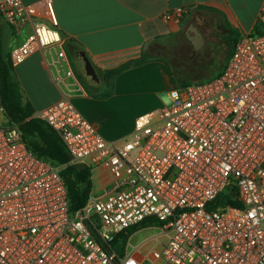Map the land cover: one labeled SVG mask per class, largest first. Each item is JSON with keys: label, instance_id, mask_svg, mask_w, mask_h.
<instances>
[{"label": "built area", "instance_id": "built-area-1", "mask_svg": "<svg viewBox=\"0 0 264 264\" xmlns=\"http://www.w3.org/2000/svg\"><path fill=\"white\" fill-rule=\"evenodd\" d=\"M178 7L165 21L189 14ZM0 18L17 35L14 66L59 48L61 98L34 116L64 143L72 164L108 171L113 188L73 213L63 167L38 158L0 103V264H264V0L257 26L238 37L223 72L169 92L158 111L138 116L121 140L106 139L75 106L86 93L58 30L54 0L42 11L0 0ZM237 191L240 206H217ZM144 223V225H143ZM137 228L124 252L116 235ZM156 228V245H133ZM161 236L166 240L161 241ZM138 255L141 257L138 258Z\"/></svg>", "mask_w": 264, "mask_h": 264}, {"label": "crops", "instance_id": "crops-1", "mask_svg": "<svg viewBox=\"0 0 264 264\" xmlns=\"http://www.w3.org/2000/svg\"><path fill=\"white\" fill-rule=\"evenodd\" d=\"M22 1L36 5L41 12L45 0ZM262 2L54 0L64 47L86 89L85 94L73 92L76 108L106 139L126 138L133 131L138 116L160 110L168 103L169 92L179 86L173 63L180 66V59L173 52L167 61L164 51L172 52L182 42L188 43L194 51L187 34L192 25L198 26L204 38L196 53L214 48L221 35L236 33L239 37L250 33L257 26ZM178 7L188 8L189 14L183 19H163L166 12ZM206 19V23L202 22ZM30 32L31 28H26L17 35L23 42ZM58 52V47L37 52L15 66L25 100L35 114L62 96L55 81L61 69L56 61ZM145 54L149 58L137 62ZM128 63L132 64L108 86L103 80L104 72ZM93 183V195L97 197H103L113 188L112 178L103 168L96 170Z\"/></svg>", "mask_w": 264, "mask_h": 264}, {"label": "trees", "instance_id": "trees-1", "mask_svg": "<svg viewBox=\"0 0 264 264\" xmlns=\"http://www.w3.org/2000/svg\"><path fill=\"white\" fill-rule=\"evenodd\" d=\"M13 35L12 30L0 18V103L10 119V123L20 125L25 141L32 152L38 158L46 160L54 166L63 167L61 176L67 186L70 209L75 213L86 205L91 196L94 187L92 173L86 166L70 163L71 157L58 134L46 122L35 118L34 110L25 100L15 66L11 62L10 52L7 49L9 38ZM237 39L238 37L234 39L230 56L234 51ZM148 58L149 55L145 54L137 62H143ZM131 64L128 63L104 72L103 80L111 87L114 78L124 72ZM186 85L189 84H179L178 87ZM236 196L237 191L223 193L214 204L222 207L240 206V202L234 200ZM137 228L139 227L116 235L112 242L111 252L116 255L122 254L126 239Z\"/></svg>", "mask_w": 264, "mask_h": 264}, {"label": "rangeland", "instance_id": "rangeland-1", "mask_svg": "<svg viewBox=\"0 0 264 264\" xmlns=\"http://www.w3.org/2000/svg\"><path fill=\"white\" fill-rule=\"evenodd\" d=\"M237 38L236 33L231 35H221L218 43L213 48H208L204 53H196L192 51L191 47L186 42H182L180 46H177L169 52L164 51L165 58L168 61L171 53L180 59L179 64L173 63V72L178 79L179 84H192L195 82H206L213 79L219 74L227 64L230 58V52L234 45V39ZM21 38L18 35H13L9 38L7 49L9 50L13 46L21 43ZM69 46V45H68ZM192 51V52H191ZM191 52V53H190ZM168 102V99H167ZM97 188V185H95ZM161 230L156 228L142 229L137 231L132 238L133 245H140L146 242L144 250L151 249L156 245L154 241H148L156 236H160ZM161 241L166 240V236H161ZM141 256L138 255V258Z\"/></svg>", "mask_w": 264, "mask_h": 264}, {"label": "water", "instance_id": "water-1", "mask_svg": "<svg viewBox=\"0 0 264 264\" xmlns=\"http://www.w3.org/2000/svg\"><path fill=\"white\" fill-rule=\"evenodd\" d=\"M190 37V41L193 44L194 52L199 49V44L204 41V38L198 26L192 25L190 32L187 33Z\"/></svg>", "mask_w": 264, "mask_h": 264}, {"label": "flooded vegetation", "instance_id": "flooded-vegetation-1", "mask_svg": "<svg viewBox=\"0 0 264 264\" xmlns=\"http://www.w3.org/2000/svg\"><path fill=\"white\" fill-rule=\"evenodd\" d=\"M202 22L206 23L207 22V19L206 20H203Z\"/></svg>", "mask_w": 264, "mask_h": 264}]
</instances>
